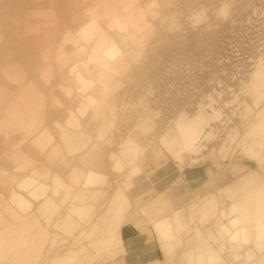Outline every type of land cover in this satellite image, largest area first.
<instances>
[{
	"label": "bare ground",
	"instance_id": "6f19581e",
	"mask_svg": "<svg viewBox=\"0 0 264 264\" xmlns=\"http://www.w3.org/2000/svg\"><path fill=\"white\" fill-rule=\"evenodd\" d=\"M2 1L4 0H0V8H2L1 7ZM65 1H67V4L73 7L76 5V2L78 0H65ZM82 1H84L83 2L84 7L83 9L81 8L82 9L81 13L86 11L88 13L86 17H83L80 25L75 27L74 31H72V29L69 28H66L64 30L61 36V43L60 45H58L55 52V56L57 60L54 62L57 64V66H54V62L48 60L49 63L43 69H41L42 71L38 69L39 67L37 68V70L40 71V73H38L39 74L38 80H43V82L45 81L44 82L45 87L48 88L50 87V93H49L50 101H51L50 103L52 104V107L56 109L60 114V118H61L60 121L54 119L52 121L53 128L52 127L51 128L53 131H51L43 124V120H44L43 111L48 97L46 92L39 87L38 83L35 80L28 78V76L25 73H22L21 72L22 70H20V68H19L20 71L17 70V67H15V65L10 64L12 67L14 66V69L12 67L10 69L9 67L10 65L7 66L9 68L5 69L4 67L5 70L0 68L1 72L3 70L2 75L3 74L5 75L6 81L8 79L10 84L13 85L15 84V89L13 88V90H11L10 92L9 91H7V93H4V91L2 92L3 88L2 90H0V96L2 97L1 99L5 101L4 109L2 110L0 107V114L2 115L0 130H3L2 134L4 135V137H8L12 135V132L15 131H17V133L22 136V140H18V141L0 140V149H2V152L0 153V161L10 163L13 166L14 172L18 174L23 173V175L19 174L20 176H17L16 174L15 175L12 174L11 171L8 173L7 171H5L0 167V264H35V262L39 258V251L43 248V246L45 244L52 246L55 243V237L54 235L50 234L48 229L52 225L54 226L56 224H59L61 226V230L69 231V232L78 230L80 228V225L78 224L80 221H83V225L91 224V229L93 230L90 232V234L92 233L91 235H94L93 232H97L99 237L97 236L98 238L93 240L90 247L97 249L99 253H103L105 251L109 252L115 248H120L124 245L123 238L121 236L119 229V225L123 214V212L121 211V207L122 205L126 204V198L124 197L122 190H119L118 188L117 191L113 192L111 200L108 203L109 205L108 209L105 210L106 212H104V214L101 217L102 219L101 221H104L103 228L102 229L97 228L98 224L96 222H92L93 216L91 214V206L90 204H88V201L97 194H99V191H97L95 188L101 187L104 184V179H105V177L101 173L97 172L95 168L98 166V162H97L98 156L96 154H90L80 157V161L83 164L89 166V169L86 170L85 172H81V174H80L81 170L79 169L78 173L80 174L79 176L80 178L76 176L75 179L71 180L75 182L76 186L77 184L80 185L79 186L80 188L78 187L76 190L75 187L71 185V183L65 182L57 173L52 172L43 163L30 157L23 149V147L33 149L34 151L40 153H44L47 151L48 148H51L50 159L54 158L56 155L60 154L61 152V148L55 142L54 133H56L58 140L60 141V143H63L62 145H64L65 149H63V151L65 152L63 153L61 158L57 160L52 159L54 160V163L58 164L63 160H65L66 166H68L73 160L79 159V157L77 156H79L84 150H86L88 146H91L88 143L92 139L91 135L89 134L91 131L89 133L86 132L85 127L88 128L92 127L93 121L89 111V106L92 103H96L94 102V98L96 96L93 98L92 96L88 95V92L90 90L95 91L98 97H101L99 95L103 93L101 91L108 88L109 86L108 82L111 79L112 80L116 79V77H118V75L124 72V70L127 68V62L129 60V57H132V59H136L139 55L138 54L139 52H142L143 55L142 54L141 55L144 57L140 69L143 77L148 78L159 72L161 73V75H163V77L166 76L165 77L166 80L167 78L174 80V78H176L177 76L178 78L179 76L180 77L183 76L182 78L183 80L184 77L191 78L192 73H193L192 75H194L195 77V75L198 72L202 71L201 70L202 67H200L201 65H199L197 62L193 60L191 61L193 62V65H195L194 63H196L199 65L198 67L201 69L197 68L194 69V71L192 70V72H189V70L188 72H186V70L184 69L185 67H183L184 65H182V60L184 59L183 57L189 55L190 51L192 49L194 50V48L196 51L197 49L199 50L203 49V51L205 49V52L208 53L209 51H206V48H204L203 46L206 39L205 37L209 38L211 35V36H215L216 38L217 36L216 39L219 42L228 39L229 36L226 35H230L232 34V32L235 33L237 32V34L239 33V35L244 39V42L243 43L241 42L240 45L241 50L236 51L234 48L236 47L235 45L234 47H230V44L232 45L234 44V42L237 41V38H233L231 42L230 41L227 42L228 46L226 45L225 42L226 40L224 41L225 42L224 44L226 45L225 47L227 48L226 49L223 48V49L226 50V53L225 52L223 53L224 50L221 49L222 54L223 55L226 54L225 55L226 57L224 58L222 57L219 59L218 58L215 59L214 57L212 58L211 55L209 56V53L211 52L210 51L208 53V56L204 57L202 54L203 58L200 56L199 58L200 60L203 59V61L206 63L213 64V66L217 68L218 72L221 75H224V77L227 76L228 74L227 71H230V69L239 68L240 69L239 71H241L240 72L241 74L240 75L238 74L239 77H241L242 75L244 76V78L247 79V84H244L246 85L245 87L244 85L243 86L240 85L242 87V88L240 87L241 89L240 91L248 96L247 98L248 101L246 102L245 100H243L241 104L240 103L239 105L237 104V106L238 107L240 106V108L242 109L240 110L242 111V113L239 117V121L236 120V122L239 123L240 127L244 128V131L240 139H238V141L236 142L237 144L235 147L241 149L246 158H248L249 160H257L259 166H262L263 158L260 156L264 154V17H262L263 15L261 14L257 16L258 19L256 18L257 20H255V23L257 22L259 27L256 29L253 28L251 29L247 27L249 25V24L247 25V21L249 20L248 16L252 17L258 14L256 13L258 12L256 10L257 8L255 9L256 5H254L255 2L257 1L261 2L262 8L260 9L264 12V0H231L230 2H232L235 5L232 4L230 5V3L223 1L221 2L222 4L219 5V8L217 6V10H214V8H212L213 10L211 9L214 13L211 14L210 16L208 13L207 15L205 12L204 13L202 12L201 0H185L183 3H179L178 2L179 0H101L102 4L98 3L99 5L97 4L96 7L89 2H93V1L98 2L100 0H82ZM110 1L111 2L113 1L112 7H110L109 6L110 3H108ZM204 4L206 3L204 2ZM231 6H232L231 9L232 13L231 16L229 15L230 18L229 21L227 22V25H225L226 27H224L226 29L225 31L226 37H225L222 34L223 32L220 33L217 30V27L219 25H217L218 24L217 22H216L217 24L214 25V20L217 19L218 17L222 18L223 20L226 14L229 13ZM31 8L32 6L30 4H26L23 7V12H27ZM110 8L114 12L113 23L109 22V19L106 20L105 18L106 16L109 17L110 13L108 12L111 11ZM80 10L75 9L74 11L76 13L72 11V13L74 12V15L73 14L72 15L76 16L77 13H80ZM163 10H167V12L163 13ZM198 10H200L203 14L207 15V17L209 16V19H206L205 21L201 20L200 16H202L201 15L202 13L200 11L198 12ZM49 11L52 10L49 9ZM68 11L67 13L70 12ZM246 12H247L248 20L243 19V17H245L244 15H246ZM263 12L261 13L263 14ZM243 13L245 14L241 18L240 15ZM46 14H47L46 16H48V13ZM49 14L51 13L49 12ZM29 15H31V13ZM99 17L100 18L103 17V19H99ZM178 18H182L184 23H188V25L185 27L181 26L183 23L179 25L177 23L178 21H180L178 20ZM175 19L178 20L175 21L178 25H175L176 24L174 22ZM24 20L26 23V24L24 23V26L28 28L29 25L27 18ZM151 21L157 23L155 27L151 25ZM203 21L205 23H202V25L203 24L204 25L201 28L199 27V29L195 31L194 29L195 26H198L197 24H201V22ZM163 23L168 24V26L160 27L161 24ZM173 25H175V27H173ZM33 26L35 29L34 32L37 34L36 32L37 24L35 25L33 24ZM172 31H174V33ZM169 32H172L174 35L170 33L173 36L171 35L169 36L168 35ZM227 32L229 34H227ZM26 33L27 32H25V34ZM188 40H192L194 42V45L191 48L189 47L190 44L185 45L186 41ZM238 43L239 42L237 41V44ZM37 44H42V43L38 42ZM212 44H208V45L214 46ZM217 44L218 43H216L215 45ZM34 46H36V44ZM220 46L221 45H219L218 47ZM229 47L234 49L235 51H232ZM132 48H134L136 52L132 56H130L129 54ZM166 48L168 50L171 49L169 52H167V54L165 50ZM209 48L208 50L211 49ZM198 52L196 53L199 54ZM205 52L204 54L206 55ZM41 53L43 52L41 51L39 54L41 55ZM37 56H39L38 53ZM39 57L41 58L40 59L38 57L37 58L41 60L42 55ZM43 57L46 60L45 54L43 55ZM81 57H84L85 60H79L78 62H76V59ZM89 65H92L93 67L90 68ZM191 66L192 65L190 63V69L193 67ZM205 66L206 65H204V67ZM186 67L188 69V66ZM55 72L57 73L58 76V82L52 85L51 81L52 78L54 77ZM231 72H229L228 75H230ZM50 73H52L51 75L52 78L48 77L50 76ZM234 74L235 73L231 75ZM215 75L217 74L215 73ZM65 77H67L66 81L67 82L69 81L68 84L70 83V85L75 86L76 91L78 92H73L72 87L70 88L67 83H63ZM157 77L158 74L156 75V78ZM241 79L244 82V79L243 78ZM132 81H134V79ZM1 83L2 81L0 82V84ZM165 83L167 82L165 81ZM138 91L140 92L139 89ZM231 94L230 92L227 93V95H229V99H230L229 101L231 103H234L236 102V97L233 94L232 95L234 97H231ZM136 96H134L135 97L134 99H136ZM211 97L202 99L203 101L200 100L201 102L199 101V103H197L196 106L193 107L194 110L192 117L185 119L182 118L181 116V117H175L174 120H172V123L175 126V132H176L175 136L178 145L177 151H175L172 155L174 160L181 161L183 159L182 158L183 155H190V156L197 155L200 151L204 150L202 149L203 148L202 144L212 139L211 136L213 132H215V130L222 128L221 127L222 125H220L221 127L220 128L215 122L219 118V112H218L219 110L215 108V103L213 101L214 98L212 99ZM69 99L70 101H72V104L66 105ZM98 100L100 99L98 98ZM139 100H138V106H140L141 104ZM151 101L153 102L154 100H149V103H151ZM144 106L145 105L143 104V107ZM114 107L113 108L116 109V104L114 105ZM234 108L231 111L230 114L231 117L235 112ZM142 111H141L142 113L138 117V121L136 123L137 125L134 126V129L132 130H135V127L137 128V126L138 129L140 128V130H142L141 128L143 127V124L145 122H147L145 124H148V121L152 122L151 120H148L149 113L147 112V110H145V107ZM151 111H155V110L152 109ZM152 115L153 114H151V116ZM153 116L151 117V119L153 118ZM109 118L107 121H109ZM131 118L134 119L133 117ZM154 118L152 120H154ZM168 118L169 121H171L170 117ZM121 120H124V118ZM213 121L217 125V128H214L216 125L212 127ZM112 123L114 124V120ZM222 124H224L223 126H228L227 124L229 123L226 124L224 122ZM103 125L104 124H102V126ZM149 125L151 126L152 124ZM105 127L104 129H106L105 132L107 133V129L109 126L106 128ZM121 128H123V126H121ZM146 130H147L146 132H148V128ZM227 131L225 132L224 139L219 140L221 141L222 146L224 144H227L228 146L229 143L231 144L236 141L235 140L236 133L238 132L231 128L230 130ZM102 132H104V130H102ZM102 132L99 131L97 132V136H98L97 139L99 138L102 139V135L104 137V134H102ZM134 142L135 141H133L130 138V136L129 138H126V140L124 138L122 147L121 149H119L121 152H118V149L116 151L118 153H121V155L120 154L119 155L120 157H122V159L124 158L126 160L127 159L131 160L132 158L134 159L136 157L138 150L134 147L135 145ZM217 143L218 142H216V144ZM94 147H95V143H94ZM219 147L222 148L221 146ZM117 148H120V146H118ZM89 149L90 148L88 147L87 150ZM142 150L144 151V149ZM142 150H140L139 152L141 153ZM120 163L121 162L117 160L115 156L112 155L110 156L107 164L109 166H112L113 169L118 171L121 167ZM62 164L64 163L62 162ZM128 164L130 165V162ZM69 173H71L70 174V178H71V175L76 172L75 170H72ZM253 174L254 172L251 174L250 173L244 174L239 178H237L234 183L228 184L227 186L221 189V193L229 201L228 203L229 208L228 207L227 208L230 210V214H232V218L228 214L231 221L229 226H227L228 223L227 225H224V223L221 222L217 223L220 224L219 231L222 232L223 235H226L225 239H228L227 240L228 242L231 241L232 243H234L227 245V247L224 246L227 249V251L231 252L236 249H242L244 250V258H247L248 254L250 253L249 251H252L253 249H256L257 253L264 252V181H262L260 185L254 188L253 190L243 193L241 195L238 194V192L245 191L246 189L251 187V185L254 184ZM89 189L90 190L95 189V190L89 192ZM61 193H63L62 196H60ZM69 198H71V200H69ZM67 199L71 203H73L74 206L72 205L70 207L68 213L64 215L63 220L54 221L55 215L59 213V208L60 205L62 204L61 202H64ZM220 199H221L220 195L218 198V196L213 193L200 197L196 202L190 204V215H189L190 217L188 216V218H190L191 221L194 217H198L203 224H206V222L212 220V211L214 209V206L216 205V203L220 201ZM73 215L76 216L73 217ZM73 218L77 219L76 221L78 220L80 221H78L77 223L75 222V220H73ZM184 222L185 221L182 217V211L178 210L176 213H174V215H172L170 220L164 222L163 226L160 227V229H158L159 228L158 226L162 222L156 221L154 223H151V225L153 226V228L156 229L157 232L158 230L159 231L163 230L162 232L164 234L161 236V238L167 240L170 238L171 234L174 233L173 230L174 227L177 228L178 230H182L183 228H185L186 225ZM210 230H211L210 227H207L204 228V231H200V229H198L196 226L195 229H192V235L195 234L199 235L200 232L209 233ZM84 232L81 231L80 234H83ZM91 235L89 238L92 237ZM161 238L158 237V239ZM162 247L164 248L163 245ZM210 247L211 246L209 247L204 246L205 250H202V252L198 257L197 262H193L192 264H228L224 261L223 256L218 253L217 249L214 250L212 247L211 248ZM120 252L121 251H119L118 253ZM118 253H115L111 256L115 257L117 256ZM72 255L74 254L70 253V254H66L65 256L64 255L59 256L53 259L49 264H71L73 260V257H71ZM231 256L235 258V255L231 254ZM255 257L256 255L253 253V256L251 255L250 257H248L247 260H251L252 258ZM260 258H261L260 263L264 264V253ZM252 264H258V262L257 263L254 262Z\"/></svg>",
	"mask_w": 264,
	"mask_h": 264
},
{
	"label": "rangeland",
	"instance_id": "374dc122",
	"mask_svg": "<svg viewBox=\"0 0 264 264\" xmlns=\"http://www.w3.org/2000/svg\"><path fill=\"white\" fill-rule=\"evenodd\" d=\"M4 1L1 2L2 8H0V40H1L0 41V43H1L0 44V68L5 70L6 68L10 67V69H11V67H12L11 65H15V67H17V70H19V68H20V70H22L21 71L22 73H25L28 76V78L35 80L38 83L39 87L46 92L48 97H47L46 105H45V108L43 111V118H44L43 124L47 128H49L51 131H53L52 130V128H53L52 121H53V119L60 121V119H61L60 114L56 109H54L52 107V104L50 103L51 102L50 101V95H49L50 87L49 88L45 87V85H44L45 81L43 82V80H38V75H39L38 73H40V71H42L41 69H43L49 63V61L54 62L57 60V58L55 56V52H56L58 45H60V43H61V36H62L64 30L66 28H69V29H72V31H74L75 27L80 25L83 17H86V15L88 13L87 11L81 13L82 9L84 7V4H83L84 1L78 0L76 2V5L73 7L70 6L69 4H67V1H65V0H4ZM184 1L185 0H179L178 2L183 3ZM201 1H202V3H201L202 12L203 13L205 12L206 14L208 13L209 16L214 13L212 11L213 10L212 8H214V10H217V6L219 8V5H221L222 4L221 2H223V1L230 3V5L231 4L235 5L232 2H230L231 0H217L218 2L214 1V0H206L208 2V4L205 0H201ZM204 2L206 4H204ZM89 3L93 4V6L96 7L98 3L102 4V1L101 0L98 2L93 1V2H89ZM108 3H110L109 4L110 7L113 6L112 5L113 1L112 2L110 1ZM26 4H30L32 6V8L27 12H23V7ZM4 5L7 8H5ZM254 5H256L255 9L257 8L256 10L258 12H256V13H258V14L255 13L256 15H254L252 17L248 16L249 20L247 18V12H246V15H244L245 13L240 15L241 18L243 17V15L247 18L246 19L245 17H243V19L249 21V22L247 21V25L249 24L247 27H249L251 29L252 28L256 29L259 27L258 23L257 22L255 23V20L258 19L257 16H259L261 14V15H263L262 17H264V12L260 9V8H262L261 2L257 1V2H255ZM202 6H203V8H202ZM209 6H210V8H209ZM49 9L52 11H49ZM75 9H79V10L81 9V10H80V13H77L76 16H73ZM231 9H232V6L229 10V13H227L228 15L226 14L227 17L225 16L223 18V20H222V18H219V17L214 20V25L217 23H218L217 25H219L217 27V30L220 33L223 32L222 34L224 36L226 35V32H225L226 29L224 27H226L225 25H227V22L229 21V18L231 16V13H232ZM110 10L111 11L108 12V13H110V15L108 14L109 17L106 16L105 18H106V20L109 19V22L113 23L114 12L112 11L111 8H110ZM33 11L36 13H34ZM67 11L70 14L67 13ZM72 11H74V12L72 13ZM199 11L200 10H198V12ZM260 11L263 12V14ZM45 12L48 13V16H46L47 14ZM49 12L51 14H49ZM115 12H117V11H115ZM166 12H167V10H163V13H166ZM30 13H31V15H29ZM203 13L201 14L202 16H200L201 20L205 21L206 19H209V16L207 17L208 14L205 15ZM33 16H35V17H33ZM8 17H10V18H8ZM25 17L28 20V25H29L28 28L29 29L26 28V26H24V23H25L24 19H26ZM99 19H103V17H101V18L99 17ZM14 20H17V21H14ZM51 20H53V21L55 20V21L53 22ZM64 20H66V21H64ZM178 20H180V21H178ZM178 20L175 19L174 22L178 21L177 23L179 25H181V23H183L181 25L182 27H185L188 25V23H184L182 18H178ZM47 21H49V22H47ZM204 21L201 22V24H197L198 26H195V28H194L195 31H197V29H199V27L201 28L204 25V24L202 25V23H205ZM45 22H47V23H45ZM43 23L45 24V26ZM177 23L175 25H178ZM219 23H221V24H219ZM33 24L34 25L37 24V29H36L37 34L34 32L35 29H34ZM156 24H157L156 22L151 21L152 26L155 27ZM163 24H161L160 27L168 26V24H165V23H163ZM175 25H173V27H175ZM255 25H257V26H255ZM181 26H180V28H181ZM223 28H224V31H223ZM24 31L27 33L25 34ZM172 32L174 33V31H172ZM172 32H169L168 35L170 36L171 35L170 33H172ZM227 34H229V33L227 32ZM173 35H171V36H173ZM226 36H229L228 39H225L226 41L224 40L226 42V45H227V42H229V41L231 42L233 40V38H237V41L240 44L239 43L237 44V41H236V42H234V44H232V45L230 44V47H234V45H235L236 47H234V48L236 51L241 50L240 45H241V42L242 43L244 42V39L239 35V33L237 34V32L236 33L232 32V34L226 35ZM205 38H206L205 43H204L205 45L203 44V46H204V48H206V51H209V52L211 51L210 53L208 52L209 56L211 55V57L212 58L214 57L215 59L226 57L225 56L226 54H224V55L222 54V50H224L223 48H225V49L227 48V47H225L226 45L224 44L225 43L224 41H219L220 42L219 43L218 40L216 39L217 36L215 38V36H211V35L209 38L208 37H205ZM27 39H28V41H27ZM34 39H35V41H34ZM42 40H44V41H42ZM213 40L216 43H218L219 45H221L220 46L221 48L218 47L219 46L218 44L215 45L216 43ZM37 41L39 43L41 42L42 44H37L38 43ZM29 42H30V44H29ZM211 42L214 44H212ZM186 43H185V45L190 44L189 45L190 48L194 45V42L192 40H188V41H186ZM35 44H36V46H34ZM208 44H212L215 47L208 45ZM38 45H41V46H38ZM46 46L48 47L49 50L47 49ZM209 46L211 49L209 48ZM202 47H200V48H202ZM217 47L219 48V51H218ZM208 48L210 50H208ZM230 49L232 51H235L232 48H230ZM43 50L44 51L46 50V51L44 52ZM165 50H166V54H167V52H169L171 49L168 50L166 48ZM200 50L197 49V51H196L195 48H194V50L192 49L189 53L190 56L187 55L186 57H183L184 59L182 60V65H184L183 67H185L184 69L186 70V72H188V70H189V72H192V70L194 71V69L199 68L198 66L201 65L200 67H202V69L201 68H199V69H201L202 71L198 72L195 75V77H194V75H192L193 74L192 73L191 78L190 77H188V78L184 77V79L182 80L183 76H181V77L179 76V78L177 76L176 78H174V80H171L170 78L169 79L167 78V80H166L165 79L166 76L163 77V75H161V73H159V72H157L159 78L158 77L156 78L157 74L150 76L148 78L143 77L140 69H141V64L144 60V57L142 56L143 53L139 52L138 53L139 55L136 59H132V57H129V60L127 62V68L124 70V72H122L121 74L118 75L119 78L116 77V79H113V80L111 79L108 82V84H109L108 88L101 91L104 94L101 93V95H99L101 97H98V95L95 93V91L90 90L88 92V95L92 96L93 98L96 96L94 98V102H96V103H92L89 106V111H90L91 118H92V121L94 124L92 123L91 128L85 127L86 132L89 133L91 131L89 134L91 135L93 140L91 139L92 143H91V141L88 143L91 145V146H88L90 148L89 150H91V151L87 150L88 149V147H87L86 150H84L79 156H77V157H79V159L73 160L71 162L72 164L70 163L68 166H66L65 160L62 161L64 164H62V162H60L58 164L54 163V160L61 158L63 153L65 152V151H63V149H65L64 145H62L63 143H60L56 133H54L55 142L61 148V152H60V154L56 155L55 157L53 156L54 158L50 159L51 148H48L47 151L44 153L36 152L33 149H29V148H25V147H23V149L26 151V153L30 157H32L35 160L43 163L52 172L57 173L65 182L71 183V185L73 187H75L76 190L80 185L77 184V186H76L75 182H73L71 180L75 179L76 176L79 177L81 172H85L86 170L89 169V166L83 164L80 161V157L90 155V154H96L98 156V158H97L98 166L96 165L97 167H95V168H96L97 172L101 173L105 177V179H104V184L101 187L95 188L97 191H99V194H97L96 196H94L92 199H90L88 201V204H90V206H91V214L93 216L92 222H96L98 224L97 228H100V229L103 228V225H104L103 222L104 221H101L102 220L101 217L104 214V212H106L105 210L108 209V206H109L108 203L111 200L113 192L117 191L119 188V190H122V193H123L124 197L126 198V204L122 205V207H121V211L123 212V214H122L121 222L119 225V229H120V233H121L122 238H123L122 230L124 227L125 228L126 227L134 228V230L132 229L133 230L132 235H135L136 238L134 241H131V242L133 244L135 243L139 246H142V243L144 244V241L146 243L148 242L150 244V246L153 249H155L157 256H158V259L162 262V264H192L193 262H197L200 253L202 252V250H205L204 246H208V247L211 246L214 250L217 249L218 253L223 256L224 261L228 264L229 263H231V264H252L254 262L255 263L258 262V264H262V263H260V261H261L260 257H262V254L264 252L263 253H257L256 249L249 251L250 253L252 252L251 253L252 256H253V253L256 255V257L252 258L251 260H247L248 257L251 256L250 253L248 254V256L246 255L247 258H244V250H242V249H236V250H233L231 252H228L224 246L227 247V245L234 244V243H232L231 241L228 242L227 241L228 239H225L226 235H223L222 232L219 231V225L220 224H217V223L221 222V223H224V225H227V223H228L227 226H229L230 222H231L230 217L232 218V214H230V210L228 209L229 208L228 207L229 201L221 193V189L223 187L227 186L228 184L234 183L237 178H239L240 176H242L244 174H247V173L251 174L254 172V174H253V183L254 184L251 185V187H249L245 191L238 192V194L241 195L243 193H246V192L253 190L257 186H259L262 181H264V169H263L264 168V154H262L260 156L263 158V161H262V166H259L257 160H249L248 158H246L244 156V153L241 149L235 147L237 144L236 142L238 141V139H240V137L242 136L243 131H244V128L240 127L239 123H237L236 120L239 121V117L242 113V111H240L242 109L240 108V106L238 107L237 104L238 105H239V103L241 104V102L243 100H245L246 102L248 101V99H247L248 96L245 93L240 91L241 90L240 87L243 86L244 84H247V79L244 78V76H242V75H241V77H239V75L241 74L240 73L241 71H239L240 70L239 68H232L233 70L230 69V71H227L228 74H229V72L233 71V72H231V74L237 73L236 75L235 74L234 75H231V74L228 75L226 72L227 76L224 77V75H221L218 72L217 68L215 66H213V64L206 63L203 61V59L200 60L199 56L202 58H203V56L204 57L208 56V53L205 52V49H204V51H203V49L201 50V52H203V53H201ZM212 50H214V51H212ZM220 50H221V52H220ZM41 51L43 52V53H41L42 59L39 60L41 58V57H39V56H41L39 54ZM135 52H136L135 49L132 48L130 50L129 55L132 56ZM196 52H198L199 54H197ZM204 52L206 53V55L204 54ZM224 52L226 53V50H224L223 53ZM37 53L39 56H37ZM44 54H45L46 60L43 57ZM194 54H195V56H194ZM202 54H203V56H202ZM79 60H85V58L84 57L77 58L76 62H78ZM193 60L195 62H197L199 65L196 63H194L195 65H193V62H191ZM22 62H25V63H22ZM40 62H42L43 64ZM187 62H188V65H187ZM190 63L194 67L193 68L191 66L193 69L192 68L190 69ZM204 65H206V66L204 67ZM7 66H9V67H7ZM54 66H57V64L55 62H54ZM89 66H90V68L93 67L92 65H89ZM186 66H188V69ZM210 66H212V67H210ZM220 66H223V65H220ZM4 67H5V69H4ZM12 68L14 69V66ZM37 68L40 69V71H38ZM24 69H25V71H24ZM3 70H2V72H3ZM205 71H207V72H205ZM235 71H238L239 73L235 72ZM2 72L0 71V82L2 81V83L0 84V90H2V88H3L2 92L4 91V93H7V91L10 92L11 90H13V88L15 89V84L14 85L10 84L8 79L6 81V77L4 74L2 75ZM200 73H202V74H200ZM215 73L217 75H215ZM159 74L161 75V78H160ZM1 75H2V77H1ZM35 75H36V77H35ZM51 75H52V73H50V76H48V77L52 78ZM136 75H137V77H136ZM210 75H211V77H210ZM135 77H136V79H135ZM230 77H232V78H230ZM132 78L134 79V81H132L133 80ZM154 78L156 79V81ZM186 78H187V80H186ZM241 78L244 79V82ZM66 80H67V77L64 78L63 83L68 84L69 81L67 82ZM162 81H164V82H162ZM165 81L167 83H165ZM57 82H58V76H57V73L55 72L51 83H52V85H54ZM242 82H243V84H242ZM239 83H241V84H239ZM152 84H153V86H152ZM167 84H170V85H167ZM237 84H238V86H237ZM68 85L70 88L72 87L73 92H78V91H76L75 86L70 85V83ZM166 85H167V87H166ZM177 85L180 87H178ZM245 86L246 85H244V87ZM138 89L140 90V92L138 91ZM204 89H206V90H204ZM92 92H94V93H92ZM205 92H207V93H205ZM228 92H230V94L232 93L236 97V102L231 103L229 101L230 100L229 95H227ZM239 92H240V94H239ZM115 93H117V94H115ZM174 93H175V95H174ZM241 93H242V95H241ZM131 94L133 95V97ZM147 94H149V95H147ZM163 94H164V96H163ZM232 94H231V97H234ZM173 95H174V97H173ZM243 95L245 96V98ZM102 96H104V97H102ZM134 96H136V99H134L135 98ZM154 97H156V98H154ZM170 97H171V100H170ZM207 97H211L212 99L214 98L213 101L215 103V108L217 110H219L218 111L219 112V118L215 122L219 127H220V125H222L221 126L222 128L220 127L221 129L215 130V132H213V134L211 136L212 139H210L206 143H203L204 145L202 144V147H203L202 149H204V150L201 149L202 151H200L197 155H193V156L183 155L182 156L183 159L181 161L174 160L172 155L175 151H177L178 145H177V139L175 136V133H176L175 132V126L172 123V120H174L175 117H181V116H182V118H185V119L192 117L193 110H194L193 107H195L196 104L199 103L200 100L203 101L202 99H205ZM1 98L2 97L0 96V107L3 110L4 106H5V101L2 100ZM98 98L100 100H98ZM142 98L143 99L145 98V99L143 100ZM113 99H114V101H113ZM137 99L138 100L140 99L139 100V102H141L140 106H138V100ZM149 100H154L155 102L151 101V103H152L151 104V103H149ZM168 100H170V101H168ZM179 100H181V101H179ZM136 101H137V103H136ZM127 102H129V103H127ZM70 104H72V101H70V99H69V101H67L66 105H70ZM109 104L112 106H110ZM115 104H116V109H114ZM143 104L145 105L144 106L145 110H147V112L149 113L148 114V120H151L152 122L147 120L148 124H145V123H147V122H145L143 124V127L141 128L142 130H140V128L138 129V126H137V128L135 127V130H132V129H134V126L137 125L136 123L138 121L139 115L143 112L142 111L144 109ZM190 104H192V105H190ZM108 106H109V108H108ZM131 106H133V107H131ZM124 107H125V110H124ZM128 107L129 108L131 107L130 110ZM134 107H136V108H134ZM233 108L235 109L236 114L234 112V114L231 117L230 114H231V111L233 110ZM131 109H132V112H131ZM152 109L155 111H151ZM238 109H239V112H238ZM148 110H150V111H148ZM168 112H170L171 114ZM126 113H127V115H126ZM150 113L154 115V116L152 115L153 118L155 117L154 120H152L153 118L151 119L152 116ZM123 114L126 116H124ZM113 116H116V117H113ZM109 117H111V118H109ZM131 117H133L134 119L136 118V119L134 120ZM168 117H170L171 121H169ZM108 118H109V121H107ZM123 118H124V120H121ZM1 120H2V115L0 114V123H1ZM101 120H103V121H101ZM113 120H114V124L112 123ZM106 122L108 123V125ZM215 122L214 121L212 122V127H214L216 125ZM221 122L222 123L225 122L226 124L229 123V124H227L229 127L223 126L224 124H222ZM98 124H99V127L101 125L100 128L98 127ZM102 124H104V125L102 126ZM149 124H152V125L150 126ZM145 125H146V127H145ZM217 125L214 128H217ZM105 126L106 127L109 126L107 129V133L105 132L106 129H104ZM121 126H123V128H121ZM101 128H102V130H104V132H102ZM145 128L146 129L148 128V132H146L147 130ZM230 128L234 129L238 132V133H236V139H235L236 141L231 143V144L229 143L228 146H227V144H224L223 145L224 147H223L221 144V141H219V140L224 139L225 132L227 130H230ZM108 130H109V132H108ZM2 131L3 130H0V140L1 141L22 140V136L20 134H18L17 131L12 132V135H10L8 137H4V135L2 134L3 133ZM98 131L102 132V134H104V137L102 135V139H100V138L97 139L98 138V136H97ZM120 132L122 135L120 134ZM127 132H128V134H127ZM145 132H146V134H145ZM98 135H99V133H98ZM129 136L133 141H135L134 147L138 150V153L136 154V157L134 159L132 158L131 160L130 159L126 160L124 158L122 159V157H120L121 153H118V152H121L119 149H121V147H122V144L124 142V138L126 140V138H129ZM134 137H135V139H134ZM102 140H103V142H102ZM216 142H218L217 143L218 145L216 144ZM94 143H95V147H94ZM96 146H97V148H96ZM118 146H120V148H117ZM219 146H221L222 148H220ZM117 149H118V152H116ZM142 149H144V151ZM217 149H219V150H217ZM140 150H142L143 152L141 151V153H140L139 152ZM1 152H2V149H0V153ZM112 155L115 156V158L121 162L120 163L121 167L118 171L113 169L112 166H109L107 164L110 156H112ZM102 156H103V158H102ZM52 159H54V160H52ZM128 161L130 162V165L128 164L129 163ZM74 166H75V168H74ZM0 167L2 169H4L5 171H7L8 173L11 171V173L14 175L15 174L17 176H20L19 174L23 175V173L18 174L16 172H14L13 166L8 162L0 161ZM64 168H65V170H64ZM67 169H68V171H67ZM79 169L81 170L80 174L78 173ZM72 170H75L76 173H74L75 175L74 174L71 175V178H72L71 179L70 174L72 172L71 173H69V172ZM116 172H119V173H116ZM154 186L157 190L162 191V192H159L162 194L157 195V193L152 191V188ZM95 189H91V190L89 189V192H91L92 190H95ZM212 193L216 194L218 196V198H219V195H220L221 199L224 198L222 200L220 199V201L218 203H216V205L214 206V209L212 211V220L206 222V224H203L199 220L198 217H194L190 221V218H188V216L190 215V204L196 202L200 197L205 196V195H209ZM62 195H63V193L60 194V196H62ZM69 200H71V198H69ZM69 200L67 199L64 202H61L62 204L59 203V204H61L60 208H59V213L55 215L54 221L63 220L64 215H66V213H68V211L70 210V207L73 205V203H71ZM178 210L182 211V217H183V219L185 221L184 223L186 225L185 228H183L182 230H178L177 228L174 227L173 228L174 233L171 234L170 238L167 240L162 239L161 236L164 234L162 232L163 230H160V231L158 230V232H157L156 229L153 228L151 223H154L156 221L162 222L158 226L159 227L158 229H160V227L163 226L164 222L170 220L172 215H174V213H176ZM228 214L230 217L228 216ZM56 216H58V217H56ZM75 216L76 215H73V217H75ZM73 220H75V222H77V223H78V221H80V220L76 221L77 219H75V218H73ZM209 223H210V225H209ZM78 224L80 225V228H81V226H82V228L81 229L79 228L78 230L73 231V232L61 230V226L59 224H56L54 226L52 225L48 229V231L50 232L51 235H54L55 243L52 246H49L48 244H45L43 246V248L40 250L41 252L39 251V258L37 259L35 264H49V263H51V261L53 259H55L59 256H63V255L65 256L66 254H70V253L74 254L71 256V257H73L71 264H108L109 262L113 261L115 258H117L118 256H120L123 253L124 245L120 248H115L109 252L105 251L103 253H99V251H97V249L90 247L93 240L97 239L99 237L98 233L93 232L94 235H91L92 233L90 234V232L93 230V229H91V224L90 225H88V224L83 225V221H80ZM196 226L198 229H200V231H204V228H207V227H210L211 230L209 233H205V232L201 233L200 232L199 233L200 236L196 235V234L192 235V229H195ZM81 231L82 232L85 231V232L83 234H80ZM95 231H97V230H95ZM90 235L92 236L91 238H89ZM136 235H138L140 237H138ZM158 237H160L161 239H158ZM123 240H124V238H123ZM214 240H216V241H214ZM224 241L225 242L227 241V242L225 243ZM162 245L164 246V248L162 247ZM119 251H121V252L118 253ZM115 253H118L117 256H115V257L111 256ZM164 254H165V256H164ZM231 254L235 255V258H233L231 256ZM64 259H66V258H64Z\"/></svg>",
	"mask_w": 264,
	"mask_h": 264
},
{
	"label": "crops",
	"instance_id": "0c3cea01",
	"mask_svg": "<svg viewBox=\"0 0 264 264\" xmlns=\"http://www.w3.org/2000/svg\"><path fill=\"white\" fill-rule=\"evenodd\" d=\"M152 191L157 193V195L162 194L159 193L162 191L157 190L155 186L152 188ZM132 229L134 230V228L131 227L123 228V253L108 264H162V262L158 259L155 249H153L148 242L146 243L144 241V244L142 243V246H139L135 243L133 244L131 242L136 238L135 235H132Z\"/></svg>",
	"mask_w": 264,
	"mask_h": 264
}]
</instances>
